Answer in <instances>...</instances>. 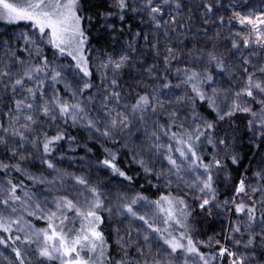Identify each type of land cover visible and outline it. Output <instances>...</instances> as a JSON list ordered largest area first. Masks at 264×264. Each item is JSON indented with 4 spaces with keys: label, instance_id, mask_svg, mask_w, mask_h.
I'll return each instance as SVG.
<instances>
[{
    "label": "snow or ice",
    "instance_id": "snow-or-ice-1",
    "mask_svg": "<svg viewBox=\"0 0 264 264\" xmlns=\"http://www.w3.org/2000/svg\"><path fill=\"white\" fill-rule=\"evenodd\" d=\"M102 2L0 0V22L26 25L0 33V261L264 264V152L237 179L217 133L243 117L264 146V9ZM197 211L226 228L197 238Z\"/></svg>",
    "mask_w": 264,
    "mask_h": 264
},
{
    "label": "trees",
    "instance_id": "trees-1",
    "mask_svg": "<svg viewBox=\"0 0 264 264\" xmlns=\"http://www.w3.org/2000/svg\"><path fill=\"white\" fill-rule=\"evenodd\" d=\"M190 3L195 5V3H198L199 0H189ZM230 0H223L224 4H228ZM250 4H254L257 8V10L264 9V0H249ZM86 6H100L101 10H103V2L102 0H85ZM245 8H248V5H245ZM230 14V13H227ZM227 14H225L227 16ZM195 23H199L198 20L194 21ZM135 27L138 29L141 27V25L136 24ZM235 28H239L238 25L235 26ZM234 28V30H235ZM26 29V25L22 22L19 25H8L4 22H0V33L10 32L18 34L20 31H23ZM215 30L210 29L211 31ZM93 33V44L103 46L106 41L109 40V36L105 32L97 33L96 29L92 30ZM191 46V45H190ZM149 62H151V57L149 56ZM137 76V73L133 70L131 73L126 72L125 73V83L124 86L127 89L129 86L135 87L137 80L134 79V77ZM72 131V130H70ZM217 133L219 136L223 137L226 133L229 136V142L233 145L234 151L237 152L240 157L241 161L238 166L230 165V170L232 172V175L236 177L237 179L245 172V169H248V174L250 175L253 170H255V164H257L258 159L260 155H258V152L264 151V146L260 150L256 149L252 144H250V136L251 134L246 131V121L243 117H238L236 119L235 125L230 127L227 123H221L219 124L217 128ZM73 134L86 137V133L83 131L77 133L73 131ZM211 149H209V152ZM79 155L83 154L82 149H77ZM97 155L99 153L97 152ZM95 156L91 157V160H95ZM140 183H143L141 180ZM154 192V190H153ZM149 194V193H145ZM152 198H155L153 195ZM213 216H207L206 214L199 213L197 211L196 214L193 216V225L197 229V232L195 235L197 238L200 239H207L209 237V232L213 228Z\"/></svg>",
    "mask_w": 264,
    "mask_h": 264
},
{
    "label": "rangeland",
    "instance_id": "rangeland-1",
    "mask_svg": "<svg viewBox=\"0 0 264 264\" xmlns=\"http://www.w3.org/2000/svg\"><path fill=\"white\" fill-rule=\"evenodd\" d=\"M49 55H51V53H49ZM263 152H264V151H263ZM79 154H80V152L75 153L74 155H75L76 157H79V156L84 155V153L81 154V155H79ZM69 155H73V154L69 153ZM90 160H91V158H90ZM91 161L94 162V160H91ZM87 162H88L87 160H86L85 162H81V161H79V160L77 159V160L75 161V163L73 164V163H71V162H69V161H65V162L62 164V167L67 168L69 171L79 172L80 170H82L83 168L86 167ZM259 163H260V157H259V159H258L257 164H255V168H254V169H256V167L259 165ZM98 178H99V179H104V178H106V173H103V172H100V173H94L93 176H92V179L95 181V180L98 179ZM190 202H191V201H190ZM213 223H214V224H213V228L210 230V232H209V236H213V235H215V234L221 232L222 229H225V228H226V218L223 217L222 215L218 214V213H216V214L213 215ZM38 226H43V225L40 224V225H38ZM0 264H2V261H0Z\"/></svg>",
    "mask_w": 264,
    "mask_h": 264
}]
</instances>
